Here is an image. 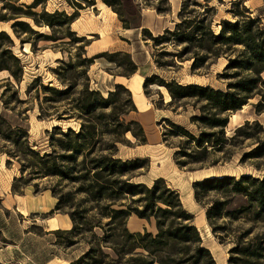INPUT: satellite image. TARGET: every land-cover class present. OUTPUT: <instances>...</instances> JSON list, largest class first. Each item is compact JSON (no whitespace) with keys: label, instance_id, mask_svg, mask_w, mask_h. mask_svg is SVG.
I'll use <instances>...</instances> for the list:
<instances>
[{"label":"rangeland","instance_id":"rangeland-1","mask_svg":"<svg viewBox=\"0 0 264 264\" xmlns=\"http://www.w3.org/2000/svg\"><path fill=\"white\" fill-rule=\"evenodd\" d=\"M106 1L110 2L113 7L107 5L105 0H0V32H6L12 38L15 44L12 47L13 53L21 60L23 68L21 82H17L7 71L0 72V115L7 117L14 125L27 128L31 145L41 156L53 151L62 154L61 132H54L55 127H61L65 132L69 128L79 132L82 123L75 115L77 113L74 108L76 95L69 96L68 100L60 101L56 91L66 90L68 85H73L76 86L75 91L79 92L83 89L84 84L90 85L92 90L97 91L96 89L101 86L93 85L89 75L93 64L86 62V59H90L87 55L89 47L91 45L99 47L90 50L89 55L107 47L110 50L103 53H116L117 51L113 47H117L123 41L121 35H124L125 32H116L115 28L116 26L118 29H122L120 26L122 21L113 9L120 12L124 10L117 0ZM133 1L137 6V11H140L141 7L153 6L155 9L170 7L169 0ZM195 1L182 0V7L185 5L186 9L185 16L194 19L196 16L208 12L213 17V30L219 33L222 20L234 21L231 11H235L233 4L240 0H211L208 4L205 0H197L203 7L194 6ZM241 1L243 3L241 10L246 8L253 13V16L258 15L260 10L264 9V0ZM51 14L56 15L50 19L49 15ZM66 15L72 16L75 21L78 20V23L72 26L73 23L66 21ZM124 19L130 26H133L134 23L130 21L126 13H124ZM22 21L37 32L36 35L25 33L24 27L16 28L18 38L12 26L16 22ZM178 23H180L179 17ZM74 30H77L78 34ZM84 33L86 35L82 36ZM81 37H85V40L80 42L78 39ZM142 39L152 45L151 51L156 61L170 65L162 67L165 71L162 78L168 77V81L169 74L180 71L178 75L182 82L191 81L196 85L211 86L223 92L228 91L230 82H238V78H229L236 70L226 71V66L229 59L234 58L238 54L236 52L241 51L242 46L236 47V52H232L227 58L222 57L215 60L206 68L193 73L191 69L192 55L183 59L175 56L182 51L183 46H178L174 42L156 46L155 42L148 40L144 33ZM23 40L26 43L21 44ZM9 46L6 38L0 39V65H14L6 55ZM98 60L103 67L109 64L106 58ZM115 60L122 67L118 68L115 63H111L110 75L126 74L129 71V66L125 63L124 57L121 56ZM102 75L106 76L103 73ZM240 75L246 77L249 73L242 72ZM133 76L134 83L131 86L127 84L126 87L130 91L132 90L135 95V87L140 91V98L143 101L141 105L140 98L135 97L131 91L135 105L138 104L140 108L139 112H146L149 109L150 101L155 108H165L164 97L157 90L158 86H148L145 89L144 77L137 74ZM118 80L125 84L130 83L127 79ZM44 87L54 88L56 91L45 90ZM114 90L115 88L112 91ZM108 93L102 94L107 98ZM260 101L261 96L257 95L250 99L242 110L229 113V126L225 130V137L229 140V144L224 153L215 152L207 163L191 164L185 169H180L175 163L174 154L187 140L174 135H169L164 140L163 134L171 131L164 121L157 123V128L155 127L152 132L155 137L151 136V141L159 139L160 136L162 141L160 144L139 148L132 135L128 134L122 142L129 141L130 143H119V152L116 157L124 161L148 159L149 169L135 172L133 182L153 186L156 175L162 172V174L170 176L168 178L172 184L175 183L181 188V197L188 200V202H184L187 208L197 205L193 198V182L195 181L216 176L232 175L238 178L246 174L257 178L264 176V158H259V160L245 158L246 153L254 149L260 139H264V132L259 134L257 140L240 137L232 139L236 130L243 127L246 122H257L264 128V113L257 114L254 109ZM205 105L206 103H198L193 99L176 103L175 111H179V114L181 112L184 117L175 116L172 121L187 128L198 137L200 129L197 125L192 124L191 118L200 116L202 112L199 109ZM186 110L190 112L187 113ZM69 113L72 114L71 118H69ZM136 118L140 119L137 114L131 113L126 117V121ZM253 132L256 133V131ZM12 149L13 146L0 138L1 151L8 152ZM151 158L154 159L153 164ZM8 161L11 164L8 165ZM58 164L63 166L62 158L58 159ZM21 169L22 165L19 160L10 159L7 154H0V247L5 248L2 252L6 257H10V263L7 264H45L46 262H50L49 264H71L88 252L91 246L110 254L116 264H127L131 255L118 257L114 254V250H119L123 254L130 253L136 246L135 241L129 239L128 230L130 232L141 230L142 234H145L146 231L157 234L154 219L145 222H139L137 219L136 222L130 223L128 215L113 214L112 211L116 210L127 211L132 203L129 199L110 198L106 195L95 201L87 194L79 192L81 184L69 182L60 176L32 177L31 185L24 188V182L30 179L29 173L33 170L29 169L22 173ZM15 178L20 180L16 183L17 194H14L12 190ZM9 184H11V193L6 195L5 191H8ZM118 188L120 187L117 186L110 191L118 192ZM190 195L192 199H190ZM60 197H62V201L59 203ZM210 197L209 200L216 199L214 195ZM58 204L60 209L57 210ZM191 211L194 213V224L200 230L204 246L211 250L217 264H228L231 257L229 251L234 244L224 245L216 239L208 225L204 207L194 206ZM73 212L77 213L79 228L78 232L71 237L76 241V244L71 247L67 244L68 235L66 234H70L68 231L73 228L70 217ZM58 222L61 223L58 230L50 231L51 228H57ZM141 223H143V229L139 226ZM218 223H231L232 230L229 237L231 240L251 227L255 229L251 237L264 234V223L253 225L248 217L232 221L225 219ZM18 237H24L20 243L19 255L16 254L18 250L16 245L9 240H15ZM140 251L136 250L135 252L139 253ZM14 255L15 257H13Z\"/></svg>","mask_w":264,"mask_h":264},{"label":"trees","instance_id":"trees-1","mask_svg":"<svg viewBox=\"0 0 264 264\" xmlns=\"http://www.w3.org/2000/svg\"><path fill=\"white\" fill-rule=\"evenodd\" d=\"M117 1L123 12L134 23L130 26L124 19V13L113 9L119 15L124 28L141 27V14L137 11L134 1ZM210 1L205 0L206 4ZM105 3L113 7L106 0ZM193 5L203 7L197 0ZM242 5L241 0L233 4L235 11L231 13L234 21L222 20L219 33L213 30V17L208 12L191 19L185 16V5L179 15L180 23L174 30L168 29L163 35L156 37L149 30H144V35L148 40L155 42L156 46H164L171 42L183 46L182 51L175 56L183 59L192 55L193 73L206 68L215 60L227 58L232 52H236V47L242 46L241 51L236 52L238 54L230 58L226 66V71L236 70L229 78H238V82L228 84L227 92L200 84L182 85L174 80L168 83L157 75L145 80V89L155 85L165 88L172 97L173 104L189 99L206 103L199 109L202 114L191 118L192 124L200 129L198 137L172 120H164L171 130L163 134L164 140L169 135L184 137L187 140L174 154L175 163L180 169H185L191 164L207 163L215 152H225L229 144V140L225 137V130L229 126V113L242 110L243 106L257 95L261 96V101L254 109L257 114L264 113V9L253 16V13L246 8L241 10ZM156 10L161 14L171 12L170 7L156 8ZM53 15L56 14L49 15V18L51 19ZM65 19L71 24L75 22L72 16L66 15ZM22 27L26 29L25 33L34 35L37 33L23 21L16 22L12 26L13 30ZM15 33L19 38L16 30ZM3 38H6L10 45L6 55L14 65H0V72L7 71L17 82H21L23 68L21 60L13 53L12 47L15 44L6 32H0V39ZM78 40L84 41L85 37ZM24 43L26 41H21V44ZM121 56L128 64L129 71L119 75L130 78L138 72V69L132 55L126 52L101 53L94 58L86 59V62L94 64L96 59L106 58L110 64L115 63L121 68L122 65L115 60ZM156 63L160 68L170 66L159 61ZM242 72L249 75L243 77L240 75ZM44 88L52 92L56 91L54 88ZM75 90L76 86L68 85L66 90L56 91L60 101L76 95L75 115L82 122L79 132L72 128L67 132L61 127L54 128V132H61L62 154L53 151L41 156L31 145L28 129L14 125L7 117L0 115V138L13 146L8 152L0 150V154H7L10 159L19 160L22 173L29 169L33 170L29 173L30 179L24 182V188L31 185L32 177L60 176L69 182L81 184L79 192L87 194L95 201L106 195L110 198L131 200L132 203L127 211L116 210L112 211L113 214H125L128 215V219L132 215L144 220L153 218L158 232L153 234L146 231L142 234L128 230L129 239L134 240L136 246L130 253L123 254L119 250H114V254L118 257L131 255L127 264H217L211 250L204 246L200 230L194 224L195 216L185 210L177 190L172 189L164 178L155 180L153 186L133 182L135 172L149 169V160L124 161L116 157L119 152L118 144L130 143L122 142L128 134L132 135L139 146L148 144L144 127L136 120L126 121L127 116L137 112L131 91L123 85H116L115 90L109 92L108 97L105 98L101 91L92 90L88 84H84L79 92ZM68 115L71 118L72 114ZM263 129V126L257 122H246L243 127L236 130L232 139L240 137L257 140L259 134L264 132ZM61 158L63 166L58 164V159ZM245 158L253 160L264 158V139H260L257 146L246 153ZM125 177L128 178L124 179ZM19 181L18 178L14 180L12 186L14 194L18 193L16 183ZM117 186L120 187L118 192L110 191ZM193 189L196 202L205 208L208 225L216 239L224 245L234 244L229 251L231 257L228 264H264V234L251 237L255 230L251 227L231 240L229 238L231 223H218L225 219L232 221L242 217H248L253 225L264 223V176L257 178L246 174L239 178L232 175L208 177L193 182ZM211 195L216 199L209 200ZM61 201L62 197L59 198V203ZM58 209H60L59 204ZM76 216V212L70 214L73 228L68 231L70 234H66L67 244L71 247L76 244L75 239L71 237L79 228ZM136 250L141 251L138 253L135 252ZM103 251L91 246L88 252L71 264H116V261L111 259V255Z\"/></svg>","mask_w":264,"mask_h":264},{"label":"crops","instance_id":"crops-1","mask_svg":"<svg viewBox=\"0 0 264 264\" xmlns=\"http://www.w3.org/2000/svg\"><path fill=\"white\" fill-rule=\"evenodd\" d=\"M169 4H170V10L171 12L167 13V14H161L159 13L153 6L152 7H141L140 9V14H141V23L140 25H142L139 28H131V29H126L124 28V26H122L121 23V27L122 29H118L116 26L115 28L117 29L116 32H120L123 31L125 32L124 35H121L123 41H121V44H119L117 47H113V49L117 52H123V53H128L130 55H132L133 61L137 66L138 72L136 73L137 75H141L144 77V79H148L151 78L155 75L160 76L162 78V74H165V71H163V68L158 67L156 60H155V56L152 53V45L150 43H148V41L143 40V33L144 30H149L150 33L153 36H159L164 34L168 29L173 30L178 22V17L179 14L181 12V7H182V0H169ZM78 23V20L75 21L72 26L76 25ZM77 34L78 31L74 30ZM86 35L85 33L82 34V36ZM93 48H99V47H95L94 45H91L89 47V50L87 51V55L90 58H94L96 57L97 54H101L103 52H107L108 50H110L109 47L105 48L104 50H97L95 54L89 55L90 50H92ZM112 66L111 64H107L106 67H103L101 63H99V60L96 59L95 63L92 65V67L90 68V78H91V82L93 85L97 86H101V88H97L96 90L101 91L102 93L104 92H111L113 90V88H115L116 85H123L126 87L127 84H130V86L134 83L135 78L133 79L134 76H131L130 78L128 77H123L120 76L119 74L116 75H110ZM111 70V71H110ZM184 72H186V70H183ZM103 74H105L106 76L103 77ZM171 73V72H170ZM173 73V74H172ZM171 74H169V81H176L182 85L184 84H194L191 81H187V82H182L181 78H179L180 76L178 75L180 73L179 72H172ZM168 77L162 78L163 80H165L166 82L169 83V81L167 80ZM118 79H127V81H130V83H124ZM133 79V80H132ZM124 83V84H123ZM128 86V85H127ZM158 86V85H157ZM154 87V86H151ZM136 89V95L133 93V95H135V97L140 98V91L138 90L137 87H135ZM157 90H159L162 94V96L164 97V101L165 102V108H155V106L151 103V101L149 102V109L146 112H142L140 113L139 111V106L137 104L136 108H137V112H132L137 114V116L140 117V119L136 118L133 120H136L137 122H139L141 124V126L144 127L146 135H147V142L148 144L143 145V146H138L139 148H143V147H149L151 145L156 146L157 144H160L161 138L159 136V139L155 140V141H151V136L153 135L152 132L154 131L157 123H160L161 121H164L165 119H169V120H173L175 118V116L177 117H184V114H180L178 113L179 111H175V106L176 104L172 103V97L169 95V93H165L163 91V89L158 86ZM140 101V105L143 103L142 99H139ZM186 112H190L188 110H186ZM177 121V120H176ZM176 123V122H175ZM148 125V127H146ZM157 128V127H156ZM160 135V134H159ZM153 137H155V134L153 135ZM151 163H154V159L151 158ZM169 175H164L162 174V172H159L156 175L155 180H157L158 178H164L167 182V184H169V186L172 189L177 190L180 193V196L182 194V190L180 187H178L175 183L172 184L171 181H169ZM154 180V181H155ZM170 182V183H169ZM11 184L8 185L7 189L8 191H5L6 195H9V192L11 193L10 190ZM182 198V197H181ZM193 198H194V193H193ZM190 199H192L191 195H190ZM195 199V198H194ZM182 202L184 205V208L187 212L192 213L191 209L194 206H198L199 204L197 203V205H192L191 207H186L185 203L188 202V200H185L182 198ZM196 201V200H195ZM185 202V203H184ZM194 215V213H192ZM139 220V222H145L148 221V219H140L138 216L136 215H132L130 216L129 222L131 223L136 222L135 220ZM153 219V218H152ZM150 219V220H152ZM155 221V220H154ZM57 224V223H56ZM61 223L58 222L57 224V228L53 229L51 228L50 231H56L58 230V228L60 227ZM139 226H143V223H141ZM156 228V222H155V226ZM143 229V228H142ZM157 229V228H156ZM132 233H142L141 230H137L135 232L131 231ZM158 232V229H157ZM153 233V232H151ZM52 236V235H49ZM22 239H24V237H18L15 240L9 239L14 245H16L15 247L18 249L16 251V254L19 255V247L21 246V242ZM5 248L0 247V264H7L10 263V257H6L4 255V253L2 252V250H4ZM15 254V255H16ZM15 255L13 257H15ZM19 257V256H16ZM6 261V262H5ZM50 262H46L45 264H49Z\"/></svg>","mask_w":264,"mask_h":264},{"label":"bare ground","instance_id":"bare-ground-1","mask_svg":"<svg viewBox=\"0 0 264 264\" xmlns=\"http://www.w3.org/2000/svg\"><path fill=\"white\" fill-rule=\"evenodd\" d=\"M165 93H167V90L165 88H162ZM235 117V115H233ZM237 116V115H236ZM238 117V116H237Z\"/></svg>","mask_w":264,"mask_h":264},{"label":"water","instance_id":"water-1","mask_svg":"<svg viewBox=\"0 0 264 264\" xmlns=\"http://www.w3.org/2000/svg\"><path fill=\"white\" fill-rule=\"evenodd\" d=\"M126 1H130V0H126Z\"/></svg>","mask_w":264,"mask_h":264}]
</instances>
